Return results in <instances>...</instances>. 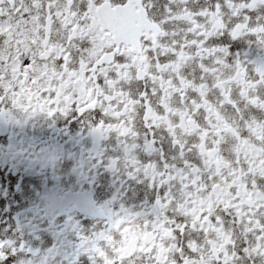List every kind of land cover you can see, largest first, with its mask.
<instances>
[{"label":"snow or ice","instance_id":"1","mask_svg":"<svg viewBox=\"0 0 264 264\" xmlns=\"http://www.w3.org/2000/svg\"><path fill=\"white\" fill-rule=\"evenodd\" d=\"M262 133L264 0H0V264H264Z\"/></svg>","mask_w":264,"mask_h":264},{"label":"flooded vegetation","instance_id":"2","mask_svg":"<svg viewBox=\"0 0 264 264\" xmlns=\"http://www.w3.org/2000/svg\"><path fill=\"white\" fill-rule=\"evenodd\" d=\"M129 23H130V21H128V20H122L121 21L122 26H127ZM262 135H264V133H262L260 135H257L256 136V139L257 140L260 139ZM243 139H247V138L245 137ZM257 146H259V145H257ZM128 227L129 226H126L125 230H128ZM138 238H143V237H140L138 235V233L134 231L133 234H132V236L130 237V241L134 243L136 241V239H138Z\"/></svg>","mask_w":264,"mask_h":264}]
</instances>
